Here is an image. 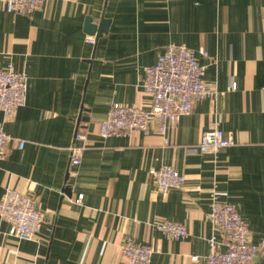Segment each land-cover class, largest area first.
<instances>
[{
    "label": "crops",
    "instance_id": "1",
    "mask_svg": "<svg viewBox=\"0 0 264 264\" xmlns=\"http://www.w3.org/2000/svg\"><path fill=\"white\" fill-rule=\"evenodd\" d=\"M88 17L107 19V30L88 34ZM171 43L192 50L213 93L163 133L152 124L101 137L113 103L150 108L143 69ZM8 63L26 74V99L10 118L0 111V124L25 144L8 143L0 198L16 189L45 220L23 240L0 219V264H128L127 239L152 245L149 264H206L210 235L225 250L209 219L213 197L236 207L252 242L264 237V0H46L29 14L0 0V67ZM214 128L233 144L201 152ZM77 130L88 141L68 175ZM163 165L184 175L183 187L158 189ZM162 219L187 235L169 239L155 228Z\"/></svg>",
    "mask_w": 264,
    "mask_h": 264
},
{
    "label": "built area",
    "instance_id": "2",
    "mask_svg": "<svg viewBox=\"0 0 264 264\" xmlns=\"http://www.w3.org/2000/svg\"><path fill=\"white\" fill-rule=\"evenodd\" d=\"M46 0H4L7 13L29 14ZM94 42L93 38L88 39ZM206 56V53L203 52ZM142 87L151 97L149 109L115 102L111 105L105 119L99 122L98 133L101 137L118 136L133 130L148 131L155 124L158 131L165 132L173 127L179 117L191 112L194 101L202 100L213 91L203 79L201 66L189 48L175 43L169 44L157 61L144 67ZM235 87V83L232 84ZM26 74L18 71L11 63L0 67V111L7 118L12 117L26 99ZM219 120V119H218ZM14 141L22 149L25 140L7 134L0 124V162L9 154L8 143ZM73 144L69 148L68 175H74L72 167L81 162L82 150L87 144V134L76 131ZM233 144V139L225 137L219 128L209 129L201 135L198 148L201 152L216 153L219 149ZM153 177L160 191L179 189L185 184L184 175L169 165H163L153 171ZM82 195L75 199L80 203ZM0 219L10 224L9 233L23 240H32L37 236L45 220V213L37 207L28 195L7 187L0 198ZM209 219L221 232L225 250L218 249L215 234L207 239L209 254L206 264H253L258 256L264 257V237L252 242L251 233L232 204L222 203L213 197ZM155 228L172 240L187 235L185 226L168 219L159 220ZM51 230V226L49 227ZM121 254L128 264H149L153 247L149 243H140L127 239L120 245Z\"/></svg>",
    "mask_w": 264,
    "mask_h": 264
},
{
    "label": "water",
    "instance_id": "3",
    "mask_svg": "<svg viewBox=\"0 0 264 264\" xmlns=\"http://www.w3.org/2000/svg\"><path fill=\"white\" fill-rule=\"evenodd\" d=\"M107 24L108 20L102 19L99 25L97 26L96 24L92 23L91 18L88 17L85 22V31L91 35L95 34L96 32L97 35H101L102 32H105L107 30Z\"/></svg>",
    "mask_w": 264,
    "mask_h": 264
}]
</instances>
